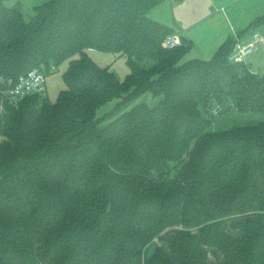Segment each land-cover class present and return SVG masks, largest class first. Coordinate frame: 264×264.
I'll return each mask as SVG.
<instances>
[{
  "label": "trees",
  "instance_id": "16d2710c",
  "mask_svg": "<svg viewBox=\"0 0 264 264\" xmlns=\"http://www.w3.org/2000/svg\"><path fill=\"white\" fill-rule=\"evenodd\" d=\"M6 1L0 264H264V121L210 130L213 111L264 112V74L231 59L236 38L182 61L193 41L164 46L173 31L148 14L162 0H48L30 19ZM91 48L125 55L130 72ZM66 59L56 101L10 103V81ZM149 91L153 106L97 116Z\"/></svg>",
  "mask_w": 264,
  "mask_h": 264
},
{
  "label": "crops",
  "instance_id": "0c3cea01",
  "mask_svg": "<svg viewBox=\"0 0 264 264\" xmlns=\"http://www.w3.org/2000/svg\"><path fill=\"white\" fill-rule=\"evenodd\" d=\"M160 13L165 15L161 16ZM148 14L168 25L173 34L191 39V49L198 52L215 53L228 37L246 41L254 30L264 35V24L248 28L253 19L264 14V0H162ZM259 47L264 50V42ZM253 53L245 62L251 71L262 73L264 55L254 59L259 69L256 71L252 66Z\"/></svg>",
  "mask_w": 264,
  "mask_h": 264
},
{
  "label": "rangeland",
  "instance_id": "374dc122",
  "mask_svg": "<svg viewBox=\"0 0 264 264\" xmlns=\"http://www.w3.org/2000/svg\"><path fill=\"white\" fill-rule=\"evenodd\" d=\"M18 0H7V5L11 6L17 3ZM48 0H21V7L26 19H30L37 12V6H40L47 2ZM162 7V6H161ZM161 16L166 14L160 13ZM89 55L100 65L109 66L112 71H114L117 76L123 80L126 75L130 72V67L127 62V57L125 55H120L119 53H115L113 51H103L95 48L88 49ZM214 53H205L198 52L195 49L189 50V52L184 56L182 61L196 58V56H201L206 59H211ZM264 55V50L259 47L257 51H255L252 55V66L253 70L258 71V67L254 62L256 58L260 59ZM76 54L74 57H77ZM69 59L64 60L59 66L55 67L50 73L47 74V91L45 96H47L50 100L56 101L60 90L66 88V83L63 77V73L68 67ZM261 74H264V70L262 69ZM158 97H155L152 92H147L138 98L133 99L128 104L121 106L118 110H116L117 105L120 102V98L115 97L108 102L102 104L97 109V116L103 117L105 115L109 116H118L121 112L129 110L135 104L146 101L149 105L153 106L157 103ZM104 121L103 124H106L111 118ZM213 124L210 128L212 131H220L229 129L233 126H241V125H256L261 121H264V112L262 111H240L236 108H230L229 110H216L213 111L212 114ZM4 138L0 136V142Z\"/></svg>",
  "mask_w": 264,
  "mask_h": 264
},
{
  "label": "built area",
  "instance_id": "2783aa9c",
  "mask_svg": "<svg viewBox=\"0 0 264 264\" xmlns=\"http://www.w3.org/2000/svg\"><path fill=\"white\" fill-rule=\"evenodd\" d=\"M180 37L169 34L164 39V46L173 47L180 43ZM264 42V35L254 30L250 39L244 41L236 38L235 46L231 54L233 61H246L247 57L255 52ZM55 67L52 66V69ZM47 91V69L44 66L34 67L26 74L9 83L5 93L10 103L16 107L28 96L33 94H45Z\"/></svg>",
  "mask_w": 264,
  "mask_h": 264
}]
</instances>
